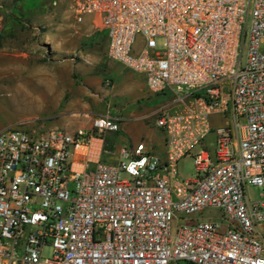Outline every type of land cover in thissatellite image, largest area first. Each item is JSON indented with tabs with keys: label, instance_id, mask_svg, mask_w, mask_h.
Listing matches in <instances>:
<instances>
[{
	"label": "built area",
	"instance_id": "obj_1",
	"mask_svg": "<svg viewBox=\"0 0 264 264\" xmlns=\"http://www.w3.org/2000/svg\"><path fill=\"white\" fill-rule=\"evenodd\" d=\"M68 12L150 95L170 96L154 118L164 152L105 150L122 132L109 113L72 132L0 130V264H264V0H69Z\"/></svg>",
	"mask_w": 264,
	"mask_h": 264
},
{
	"label": "rangeland",
	"instance_id": "obj_2",
	"mask_svg": "<svg viewBox=\"0 0 264 264\" xmlns=\"http://www.w3.org/2000/svg\"><path fill=\"white\" fill-rule=\"evenodd\" d=\"M68 1L0 0V130L89 129L93 115L109 106L148 115L127 125L136 126L135 139L156 148L160 132L154 118L170 103V96L150 95L140 75L110 62L97 26L74 25ZM156 42L160 49V41ZM16 86L25 101L16 103ZM136 96L141 100L135 101ZM125 133L128 135V130ZM105 142L104 149L110 152L121 146L113 135H107ZM212 142L213 135H209L206 145L210 148ZM102 160L109 161L107 153ZM178 168L184 177L193 173L190 159L181 161ZM246 193L253 199L258 190L248 187ZM207 214L217 216L219 212L203 213ZM257 229L264 234V223ZM42 255L50 257V249H44Z\"/></svg>",
	"mask_w": 264,
	"mask_h": 264
},
{
	"label": "crops",
	"instance_id": "obj_3",
	"mask_svg": "<svg viewBox=\"0 0 264 264\" xmlns=\"http://www.w3.org/2000/svg\"><path fill=\"white\" fill-rule=\"evenodd\" d=\"M85 26H90L92 24V21L91 19H86L83 23ZM97 33L99 34V36L102 38L101 34L99 31H97ZM145 88V86H144ZM146 89V88H145ZM134 98V97H133ZM137 98V99H135ZM134 98V100H138L140 101L141 98H138V96H136ZM135 110H132L130 112H123V109L122 108H119L118 110H115L113 108H110L109 106H107L104 110H102L101 112L99 113H96L93 115V118L96 117V116H99L101 114H104V113H109L110 115H116V116H119L121 117L122 119V132H120L119 134L115 135L114 136V140L115 139H119V142L121 143V146H127V145H133L135 143L138 142L137 139L134 138L133 134H134V130L137 129L135 125L133 126H130V125H127V122L128 121H132V122H140L141 120H144L145 118L148 117V115H136L135 113ZM139 125V124H138ZM125 130H128L129 134L127 135V133H125ZM67 132V131H66ZM120 147V145L113 150L114 153L115 151ZM149 147V146H148ZM150 148V147H149ZM152 150V152L162 156L163 155V152H164V149H163V144H162V137L160 135V138H159V145H157L156 148H150Z\"/></svg>",
	"mask_w": 264,
	"mask_h": 264
},
{
	"label": "bare ground",
	"instance_id": "obj_4",
	"mask_svg": "<svg viewBox=\"0 0 264 264\" xmlns=\"http://www.w3.org/2000/svg\"><path fill=\"white\" fill-rule=\"evenodd\" d=\"M15 88V87H14ZM24 88V87H23ZM20 90V87L19 86H16V88L14 89V93L15 94H13V98H14V96L16 95V103L17 102H21V101H25L26 99L22 96V95H20V93H21V91H19ZM23 90V89H22ZM24 91H25V89H24ZM19 94V95H18ZM30 94V93H29ZM28 95V94H27ZM29 97V96H28ZM31 97V96H30ZM15 99V98H14ZM14 99H12V100H14ZM19 105V104H18Z\"/></svg>",
	"mask_w": 264,
	"mask_h": 264
}]
</instances>
